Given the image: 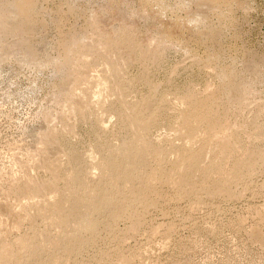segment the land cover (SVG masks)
Wrapping results in <instances>:
<instances>
[{
	"label": "rangeland",
	"instance_id": "1",
	"mask_svg": "<svg viewBox=\"0 0 264 264\" xmlns=\"http://www.w3.org/2000/svg\"><path fill=\"white\" fill-rule=\"evenodd\" d=\"M109 68L119 70L117 81ZM101 77L107 84L88 118L69 114L62 100L90 97ZM114 81H120L119 92ZM191 96L214 100L211 113L234 131L227 132L238 149L223 160V171L252 151L264 156V0H0V245L32 232L26 214H34L33 203L42 197H23L27 185L51 182L46 196L56 200L55 189L66 187L65 174L73 168L72 150L99 181L96 165L105 148L133 137L125 114L147 103L143 115L155 120L145 135L158 158L149 154L154 158L142 168L145 178L124 187L129 192L147 181V200H134L133 211L73 256L58 258L50 250L48 263L264 264V157L229 189L213 187L223 176L219 168L208 178L195 172L186 184L178 177L181 154L205 142L204 125L191 143L185 129ZM212 149L205 164L221 160ZM8 202L19 224L3 209ZM36 221L50 236L62 234L50 221Z\"/></svg>",
	"mask_w": 264,
	"mask_h": 264
},
{
	"label": "bare ground",
	"instance_id": "2",
	"mask_svg": "<svg viewBox=\"0 0 264 264\" xmlns=\"http://www.w3.org/2000/svg\"><path fill=\"white\" fill-rule=\"evenodd\" d=\"M165 8H166V6H165ZM109 73H111L113 75V77H115V79H116V77L119 76L118 73L120 74V72L117 68H109ZM105 77H107V76H105ZM106 79L107 78H105V80L104 79L102 80V77H101L100 80L97 79L93 83L94 90L91 92L90 97H83L82 96L81 99L71 101V102H67L65 99H63L62 102L65 104L64 107L70 111L69 114H71V115L72 114H74V115L82 114V117L88 113L90 114V112L92 111L91 109H93L92 107H93L94 103H96V101H99L101 95L103 94L102 89H103V86H106V84H107ZM116 81H117V79H116ZM111 82H112V80H111ZM119 83H120V81L117 83L115 82L114 86L112 87L114 91H118V92L120 91L121 84H119ZM122 88H123L122 89V92H123L125 87H122ZM122 92H120L119 96L121 94H123ZM116 96H118V94ZM121 97H123V96L121 95ZM144 100L147 101V99H143V102H144ZM191 100L193 101V103H192L193 107L189 112L186 111V114L184 116L185 120H186L185 129H187V133H188V136L190 138L189 141L195 137H196V140L198 139L196 135L198 134V132L200 130L203 129V125H204L203 131L204 130L206 131V135L204 134L205 137L203 136L205 142H204V144L202 142L203 145L201 144L202 147L199 150L193 151V150H189L186 148L184 153H182L184 151V148H183L182 152L179 150L182 153L180 156V158L182 157V164L186 165V166L184 165L185 167L182 164L180 167L178 165V167H179L178 169L182 171V172H179V175H178L182 184L188 183L191 180L192 176H194L193 173L195 174V172L197 174V172L200 171L203 173L202 175H204V177H207V176H210L211 172L214 169L217 170L219 168L222 170V167L224 165L223 160H226L227 158H229L233 154V152L236 149H238L237 148L238 142L235 140L236 137L234 139L232 137V133H230V132H234V131H231L229 129V127L228 128L226 127L227 125L225 126V124H223V122H225V121H222V123L219 122L216 119V117L214 116V114L211 113L212 110H214V108H212V104H213L212 101H214V100H212V101L200 100V99H196L193 97L191 98ZM191 100H190V102H191ZM124 103H126V101ZM140 105L138 104L136 106H133V108H131V109L128 108L131 111L129 110L130 112L125 114V120H123V122L125 121L126 124L128 123L130 128H132L134 130V132L132 131V133H134L133 137L131 136L132 137L131 139H129L130 138L129 137L128 139L125 138L126 140L124 139V141L122 140L123 143H122V145L121 144L119 145V148H116V149H114L112 147L110 148L109 147L110 145H109L108 149L105 148L106 149L105 152L102 150L104 153H103V155L101 154L102 155L101 157H99L102 159L96 165V167L98 166L102 171V175H101L100 179L98 178L99 181L96 180L97 182H94L91 180V177H93V176L90 177V175L88 174L86 166L84 165L83 156L79 155L78 152H77L78 154L74 153L72 150V153H70V158L73 162V168L71 169V171H69L67 174H65L66 175L65 176L66 182L64 181V183L66 184V187L64 186L65 188L63 190L62 189L60 190V187H59V189L56 187L57 189H55V192L58 196V198L56 200H52L53 198H56L55 196L52 199H48V197L46 196L48 190L52 189L51 182H49L51 185L37 182V183H31V184L26 186V188L24 189V192L22 193L23 197L30 198V199L36 198V197H40V198L42 197L41 201H37V202L33 203L34 210H35L34 214H32V212H31L33 210L32 208H31L32 210L30 211L31 213L28 212L26 214L27 215L26 218L28 219V217H29L32 221V223H31L32 232L30 234H27V235L25 234L24 236L17 239V241L15 240L16 242L13 244H5V245L1 244L0 245V264H49L47 257L48 258L51 257V256H49L50 254L48 255V252L50 250L57 251L56 257H58V258H63L65 255L71 257L80 249H82V248L84 249L85 245L92 242L101 229L108 228V227L110 228L111 226H113L115 224L116 220H118L119 218H122L124 215L126 216L128 214L127 213L128 210H132L134 208L133 207L132 209H130L133 205L134 200H135V202H137L138 199L140 200V199H144L146 197V192H148L147 190L151 185H149L150 184V182H149V184H148L149 186H147L146 185L147 181L144 183V180L143 181L141 180L140 181L141 183L138 186L136 184H135V186H131V189H129L130 191L127 189L129 192H125V190H124V187L126 188L125 185L129 186V184H133L136 177H141V176L144 177L143 176L144 174L142 175L141 172L144 171V170H142V168L146 167V164L149 161L148 156L150 159H151L150 155H154L157 157V155H155L154 152L158 153V156L163 155L162 150H158L159 149V148H157L158 146H155L157 149H154V152H153L154 154H152V152H151L153 150L152 149L153 144L150 145L151 140L149 139L150 142H148L149 140L147 141L148 138L146 137L145 134H146L149 126H151V124H150V123H152L151 121L155 120V119H154V117L152 118V116H149V117L144 116L145 115L143 113L144 110L149 108L148 107L149 105L147 103L146 104L142 103ZM125 106H127V105H125ZM119 108H121V107H119ZM122 109H123V107H122ZM124 110H126V109H124ZM122 113H123V110H122V112L120 111L119 114H122ZM216 113H218L217 108H216ZM149 115H152V114H149ZM154 115H155V112H154ZM85 117L88 118L87 116H85ZM123 117H124V115H123ZM121 118H122V116H121ZM221 119H222V117H221ZM121 121H122V119H121ZM120 124H122V122ZM229 126H231V125H229ZM125 128H127V127H125ZM231 129H233V128H231ZM148 130H150V129H148ZM229 130H230V132H227ZM121 131H122V129H121ZM127 131H129V129ZM129 133H127V134H129ZM148 133H150V132H148ZM201 133H205V132H201ZM221 133H223L224 136L221 135ZM123 135H125V134H123ZM199 136L200 135H198V137ZM127 137H128V135H127ZM203 137L201 136V138H203ZM239 142H241V140H239ZM157 143H158V141H157ZM190 143H191V141H190ZM107 144H109L108 141H107ZM111 145L113 146L114 144H111ZM214 147H215V149H218L219 154H215L218 156L213 157V158L217 159L218 157H220L221 158L220 162L219 163L212 162L210 164H207V163L205 164L204 158H205L206 152L209 149H212ZM93 148H95V147L93 146ZM101 148H102V144H101ZM241 148H239V150ZM215 149H214V151H215ZM60 151H62V150H60ZM74 151H77V149ZM179 151H178V153H179ZM214 151H212V152H214ZM88 153H89V151H88ZM99 153H101V152H99ZM252 153H253V151H252ZM252 153L250 156L247 155L249 157H247V158L245 157V159L244 158L243 159H240V158L236 159L234 161V163H232L233 165L231 167L229 166V168H227L225 171H223L224 170L223 169L222 170L223 174L220 173L223 176L218 181L215 180L216 181L214 184L215 186H213V187H217L219 189H226L228 186V189H229L230 188L229 184H231V182L233 180L236 181V179L244 177L243 176L244 172H247L249 174L256 167H258L257 165H258L259 161L261 159H263L264 156L260 155L259 153H253V154ZM87 156H88V154H87ZM154 156H152V157L154 158ZM92 157H94V156H92ZM242 157L243 156H241V158ZM86 158H88V157H86ZM153 158L151 159L152 162H153ZM159 158L161 159L162 157H159ZM159 161H162V159ZM211 161H213V160H211ZM179 162H180V160H179ZM206 162H208V160H206ZM55 163L57 166L58 164L56 161H55ZM149 164H151V163H149ZM86 165H87V162H86ZM227 165H225V166H227ZM176 166H177V164H176ZM58 167H59V165L57 166V168ZM148 167H151V166H148ZM175 167L173 169L176 170ZM182 167H184L183 170L181 169ZM146 170H148V169H146ZM56 171H58V170H56ZM149 173H150V171H149ZM213 174H215V173H213ZM175 175L176 174H174V176ZM154 177H152V178H154ZM217 178H219V177H217ZM56 179H57V176H56ZM140 179H138V180H140ZM145 180H147V179H145ZM150 180H152V179H149V181ZM172 180H173V178H172ZM172 180H171V182H172ZM55 181H57V180H55ZM169 181H170V179H169ZM192 181L193 180H191L190 182H192ZM201 181H204V180L202 179ZM209 181H211V180H209ZM205 182H206V180H205ZM135 183H136V180H135ZM207 183L210 184L209 182H207ZM207 183H205V184H207ZM175 184H176V182H175ZM179 184H178V186H179ZM203 185H204V182H203ZM182 187L184 188L185 186H182ZM208 189H209V187H208ZM182 190H184V189H182ZM190 190H191V186H190ZM180 191H179V193H180ZM219 191H221V190H219ZM184 192H185V190H184ZM189 192L193 194V192H195V191H193V192L189 191ZM157 193H159V192H157ZM217 193H218V191H217ZM182 194H184V193H182ZM51 195L52 194H50V196ZM146 200L147 199H144L143 201H146ZM135 202H134V204H135ZM140 203H142V202H140ZM2 205H3L2 207L5 210V212L9 213L12 216L10 218H12L13 220L16 219V222L19 224L20 223L19 220H21L20 219L21 216L19 214H17V215L14 214L15 212L13 213V211H12L13 206L10 205V203H9V206H11V207H8V205H6L5 203ZM132 211H130V212H132ZM26 212H27V210H26ZM21 213H23V212H21ZM22 217H24V214ZM36 217H42V219H44L46 221L48 220L52 224L59 226L62 229V234L60 233L61 235L59 237H56L59 234H56L55 237H52L49 235V233L46 230H45V232L42 231L43 228L40 229L36 225V223H37V221L35 222ZM16 222H15V224H17ZM47 225H48V223H47ZM21 230H22V228H21ZM56 230H57L56 233H58V227ZM50 231H52V230L50 229ZM53 232H54V230H53ZM51 235H52V233H51ZM61 253H63L64 256ZM53 256H55V255L53 254Z\"/></svg>",
	"mask_w": 264,
	"mask_h": 264
}]
</instances>
